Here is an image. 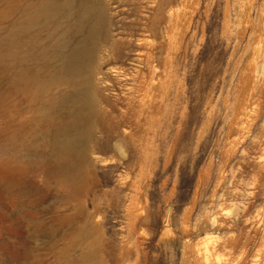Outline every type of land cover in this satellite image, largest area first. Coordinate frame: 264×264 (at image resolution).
<instances>
[{"label": "rangeland", "instance_id": "rangeland-1", "mask_svg": "<svg viewBox=\"0 0 264 264\" xmlns=\"http://www.w3.org/2000/svg\"><path fill=\"white\" fill-rule=\"evenodd\" d=\"M40 1L0 0V264H264V0Z\"/></svg>", "mask_w": 264, "mask_h": 264}, {"label": "bare ground", "instance_id": "bare-ground-1", "mask_svg": "<svg viewBox=\"0 0 264 264\" xmlns=\"http://www.w3.org/2000/svg\"><path fill=\"white\" fill-rule=\"evenodd\" d=\"M206 1V0H205ZM84 2V1H83ZM83 2H80L79 5L77 6L78 8V12L77 14L79 16L77 19V23L76 26L77 27H82V26H86V32L84 34V36L82 38H80V40L78 41V43L75 44V46L69 51L68 49V53L66 55L63 54V56L61 57V62L58 68V73L59 75L62 73H67L68 74H72L73 71L77 70L79 68L80 65H82L83 61L85 58H89L92 54V50H94L95 48V41L96 38L100 32V27H101V12H95L94 15L93 14H89V10H87L86 6L84 5ZM217 3V2H216ZM260 4V3H259ZM69 5H71V3L69 1H65L61 4H57L55 3V1H47V0H41L35 8H33L32 10V14L29 17V19H33L35 17H44L45 15H51L53 14L56 10L59 9H66L67 7H69ZM224 5V4H223ZM217 6V5H216ZM88 7V6H87ZM215 8V7H214ZM213 8V9H214ZM28 10V9H27ZM69 10V9H68ZM98 10V9H97ZM218 10V9H217ZM214 11V10H213ZM253 11V10H252ZM65 12V11H63ZM264 13V12H263ZM214 14V13H213ZM252 14V13H251ZM81 15V16H80ZM202 15V14H201ZM222 17V16H221ZM68 19V18H67ZM71 19V18H70ZM218 20V19H217ZM52 21V20H51ZM66 21V20H65ZM201 21V20H200ZM221 21V20H220ZM54 22V21H53ZM64 22V21H63ZM212 22V21H211ZM50 23V22H49ZM69 23V22H68ZM196 23V21H195ZM216 23V22H215ZM45 25V24H44ZM65 25V24H64ZM209 25V24H208ZM212 25V24H211ZM220 25V24H219ZM84 26V27H85ZM38 28V27H37ZM66 28V27H63ZM73 28V27H72ZM85 29V28H84ZM49 30V29H48ZM195 30V29H193ZM192 30V31H193ZM81 31V30H80ZM25 33V32H24ZM68 33V32H67ZM78 33V32H77ZM187 36V35H186ZM236 36V35H235ZM51 37V36H50ZM54 37V35H53ZM62 37V35H61ZM65 37V36H64ZM63 38V37H62ZM245 38V37H244ZM185 39V38H184ZM232 39V38H231ZM226 40V39H225ZM244 42V41H243ZM43 43V42H42ZM46 43V42H45ZM52 43V42H50ZM41 44V43H40ZM65 44L62 43V45ZM69 44V43H68ZM234 44V43H233ZM61 45V44H60ZM61 45V47H62ZM226 45V44H225ZM35 46V45H34ZM44 46V45H43ZM37 47V46H36ZM55 47V46H54ZM64 47V46H63ZM40 48V47H39ZM38 48V49H39ZM36 49V48H35ZM42 49V48H41ZM58 49L60 50V47H58ZM63 49V48H62ZM53 50V49H52ZM65 50V49H63ZM39 51V50H38ZM54 51V50H53ZM56 51V50H55ZM22 53V51H21ZM35 53V52H34ZM40 53V52H39ZM37 54V53H36ZM56 54V53H55ZM59 54V53H58ZM57 54V55H58ZM19 55V54H18ZM26 56V55H25ZM38 56V55H37ZM46 56V55H45ZM15 57V56H14ZM36 57V56H34ZM59 57V55H58ZM149 60L153 59V55L152 54H148ZM32 58V57H31ZM43 58V57H42ZM50 58V57H49ZM14 59V58H13ZM39 59V58H38ZM37 59V60H38ZM46 59V58H45ZM18 60V59H17ZM20 60V59H19ZM24 60V59H22ZM36 60V62H37ZM56 60V59H55ZM16 61V60H15ZM39 61V60H38ZM14 62V61H13ZM55 62V61H54ZM19 63V62H18ZM28 63V62H26ZM30 63V62H29ZM57 64V63H56ZM19 65V64H18ZM168 72V71H166ZM52 73V72H51ZM54 73V72H53ZM156 73V67L154 66L151 71H150V75L149 77L152 79L153 76H155ZM169 73V72H168ZM67 74V75H68ZM74 74V73H73ZM55 75V74H54ZM64 76V74H62ZM67 75L65 74V77H67ZM20 76V75H19ZM57 76V75H56ZM77 76V75H76ZM58 77V76H57ZM60 77V76H59ZM62 77V76H61ZM64 77V78H65ZM48 78V77H46ZM56 78V77H55ZM68 78V77H67ZM75 78V76H74ZM49 79H53V78H49ZM59 79V78H58ZM61 79V78H60ZM56 80V79H53ZM62 80V79H61ZM64 80V79H63ZM66 80V78H65ZM73 80V79H72ZM46 81V80H44ZM43 81V83H45ZM48 81V80H47ZM159 81V78L156 80V84ZM56 82V81H55ZM49 84V83H48ZM77 84V83H76ZM79 84V83H78ZM46 85V84H45ZM148 87L150 90H152V94L154 93V84L152 82L149 81L148 83ZM37 86H40L39 82L37 84ZM79 86V85H78ZM81 86V85H80ZM76 87V86H75ZM83 88V87H82ZM76 91V90H75ZM73 92V91H70ZM79 92V91H78ZM77 93V91H76ZM81 93V92H80ZM67 94V93H66ZM65 95V94H64ZM68 95V94H67ZM87 96V95H86ZM64 97V96H63ZM67 97V96H66ZM69 97V96H68ZM76 97V96H75ZM59 98V97H57ZM82 98V97H81ZM56 99V98H55ZM64 99V98H63ZM66 99V98H65ZM68 99V98H67ZM80 99V98H79ZM75 100V99H74ZM59 101V100H58ZM63 101V100H62ZM66 103V101H64ZM60 104V103H59ZM64 105V104H63ZM59 106V105H58ZM62 106V105H60ZM229 108V107H228ZM79 115V114H78ZM179 118V117H178ZM80 122V118L79 116H76L75 119L71 120V125L76 126L78 123ZM235 123V122H233ZM231 124V123H230ZM186 126V125H185ZM58 128V127H57ZM227 130V129H226ZM224 132V131H223ZM177 133V132H176ZM218 135V134H217ZM54 137L56 139V142L59 145V149H60V155L62 158L67 157V156H71L72 154L78 152V141H79V137L78 136H74V135H69V134H65L63 129H58L55 133H54ZM199 137V136H198ZM197 140V139H196ZM201 141V140H200ZM218 148V147H217ZM200 186V185H199ZM212 207V206H211ZM214 214V213H213ZM192 215V214H191ZM214 217V216H213ZM185 218V217H183ZM215 218V217H214ZM199 219V218H198ZM201 219V218H200ZM211 221V220H210ZM221 221V220H220ZM170 223V222H169ZM197 223V222H196ZM215 223V222H214ZM207 224V222H206ZM208 225V224H207ZM183 226V225H182ZM229 226V225H228ZM183 230V229H182ZM181 232V231H180ZM183 232V231H182ZM187 233V231H186ZM208 240V239H207ZM210 241V240H209ZM207 244V243H206ZM202 245V244H201ZM220 246V245H219ZM216 250V249H215ZM207 251V250H206Z\"/></svg>", "mask_w": 264, "mask_h": 264}]
</instances>
